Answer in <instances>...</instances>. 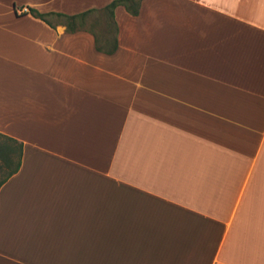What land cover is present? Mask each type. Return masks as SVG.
Instances as JSON below:
<instances>
[{"label":"crops","instance_id":"1","mask_svg":"<svg viewBox=\"0 0 264 264\" xmlns=\"http://www.w3.org/2000/svg\"><path fill=\"white\" fill-rule=\"evenodd\" d=\"M112 1L0 0V264H264V0Z\"/></svg>","mask_w":264,"mask_h":264},{"label":"trees","instance_id":"2","mask_svg":"<svg viewBox=\"0 0 264 264\" xmlns=\"http://www.w3.org/2000/svg\"><path fill=\"white\" fill-rule=\"evenodd\" d=\"M142 0H113L106 7L100 10H88L77 15H63L58 13H39L31 8L28 9L29 14L33 17L51 25L50 18L60 19L61 25L66 30L73 33L78 30H87L83 27L84 20L93 13L105 12L110 16V20L113 24L116 35V24L114 22L113 12L116 7L123 6L130 15L136 16L138 14L139 6ZM89 31V30H88ZM95 39L96 49L106 54H112L117 48L116 36L110 49H104L99 43L93 32L89 31ZM22 154V145L17 143L12 138L0 134V173H3V177L0 178V187L5 181L16 173L20 167V158Z\"/></svg>","mask_w":264,"mask_h":264},{"label":"rangeland","instance_id":"3","mask_svg":"<svg viewBox=\"0 0 264 264\" xmlns=\"http://www.w3.org/2000/svg\"><path fill=\"white\" fill-rule=\"evenodd\" d=\"M55 24H60V19L51 17ZM83 27L96 36L98 43L105 49H110L114 38L115 30L110 20V16L105 12L90 14L83 22ZM0 173V178L3 177Z\"/></svg>","mask_w":264,"mask_h":264}]
</instances>
